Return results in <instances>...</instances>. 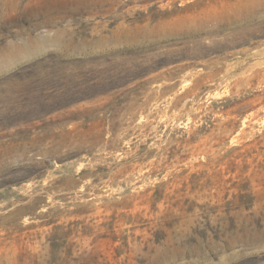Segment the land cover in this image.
I'll use <instances>...</instances> for the list:
<instances>
[{"label":"rangeland","instance_id":"1","mask_svg":"<svg viewBox=\"0 0 264 264\" xmlns=\"http://www.w3.org/2000/svg\"><path fill=\"white\" fill-rule=\"evenodd\" d=\"M0 264H264V0H0Z\"/></svg>","mask_w":264,"mask_h":264}]
</instances>
